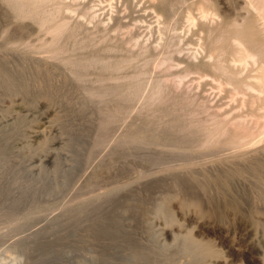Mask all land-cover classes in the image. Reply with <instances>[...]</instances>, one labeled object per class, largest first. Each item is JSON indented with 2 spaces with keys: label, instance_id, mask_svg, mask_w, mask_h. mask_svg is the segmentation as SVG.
<instances>
[{
  "label": "rangeland",
  "instance_id": "rangeland-1",
  "mask_svg": "<svg viewBox=\"0 0 264 264\" xmlns=\"http://www.w3.org/2000/svg\"><path fill=\"white\" fill-rule=\"evenodd\" d=\"M154 1H65V4H71L73 6V8L71 6V9L68 10L69 12L67 11V15H69L70 11L72 13L70 17L73 19L71 20L74 21L75 19V21L84 22L87 28L94 32L91 31L92 33L90 35L84 31L78 33L77 40L79 39V42H92L94 45L87 48H73L75 52L71 48L72 46L74 47V38L66 34L63 40L65 48L67 47L69 50V52L67 50V54L74 55L77 58L88 57V55L107 54V57L112 62L122 58L125 61H129V59L132 61V58L134 59L135 57V62H132L133 64L131 63V65L130 63L129 65H124V68L122 67L123 70L121 68L119 69L120 71H107L102 69L99 64L88 68H78L75 70L77 76L79 75L77 78L72 74L71 76L67 68L65 70L52 68L54 71L50 69L51 71L44 72L28 63H8L5 67L7 62L4 61L5 65H2L3 62H0L2 68L5 67L8 70L5 68L2 70L0 65V74L4 71L3 73L9 75L10 70H15L13 68L16 65L15 71L18 75H14L15 71H11L13 74L10 77L11 79H21L29 86L27 90L23 89L27 94L30 92L28 98L34 96V100L37 96L39 99L42 94L40 99H44V101L50 103H56L62 99L68 108L61 115V117L63 116V120H60L59 126L61 135L66 142L61 149L62 154L55 162L44 166L41 169L39 177L29 178L25 183H22L23 180L19 178V181L22 183L20 184L17 181L18 177L16 174L13 176L10 170L5 169L3 171L0 169V264H90V262L92 264L95 258H101V261L106 263V260L114 259V255H125L131 252L144 253L146 255L145 252L148 254L153 250L162 249L164 246L170 252H175L174 254L177 255L184 250L182 246V243H184L183 238L187 236L188 238L192 237L191 234L193 232L194 234L197 233V235L200 234L199 237H203L204 239L202 238V240L207 242L209 247L215 248L218 251V258L220 260L222 259V262L227 261L230 264H263L264 220L261 218L264 217V213L260 209L264 205H260L261 202L264 203V185L261 183L264 182V168H261L263 166L259 167L258 170L257 175L260 176H255L254 179L253 176H250L251 178L248 176L252 171H249L250 173L238 170H236L237 172L233 170L232 173V170L222 172L226 179L222 180V182H225L223 184L219 182L223 177H221L222 173L218 171L213 172L215 174L221 173L216 178L211 176L213 173L209 175L206 172L208 175L205 176L209 178L211 176L210 181L209 178L204 179L203 172L199 173L202 174L203 178H201V175L196 176V174L198 175V170L196 172L195 169L202 167V164H200L202 161L206 163V160L207 162L215 160V157H211L213 156L212 154L211 156L209 155L212 160L209 157V161L208 158H204L209 153L207 150L208 153L204 151L205 154L203 153V155L198 153L202 157L197 156V153L195 154L194 150L197 147H191L189 155L188 152H180L181 142L182 144L184 143L182 138L185 137V141H189L193 137V140H195L197 138L195 136L198 134L194 132H197L198 129L201 130L203 125H206V119L211 117L209 116L211 113L215 110L219 111L220 109L218 108L221 105L223 106L220 112L231 107L230 100L224 98L225 92L223 90H219L220 94H218L219 92L216 90V87L212 85H208L207 87L204 84V81L210 79L207 76L203 80L200 78L201 81L198 84V75L188 73L187 76L184 72L180 82L181 85L179 84L180 86L175 85L174 87L171 82L174 80L175 84V80L178 79L176 75H179L181 71L185 70L188 61L186 58L194 53L195 48V52L197 54L199 53L198 57H201V49H199L201 40L199 41V39H201L202 33H198L197 30L198 24L201 21L199 18L201 15L200 10L198 9L196 11L197 9L194 8L191 11L193 19H188L187 17L190 12L189 4L197 0H169L168 7L165 11H162L157 6L159 0ZM77 6L80 9L76 8ZM1 7L0 32L7 25L5 23H7L6 20L8 19V16L5 15ZM74 8L77 9V12L74 11ZM85 9H88L90 12L87 10V14ZM88 19L90 21H87ZM191 20L194 22L195 27H193ZM24 22L23 24L21 23L23 27L20 26L19 30L17 28L10 32V41H14V39L23 41L24 39L23 43L28 42L31 46L32 53L34 52L35 55H40V53H42V56L49 55L50 53L47 52L48 49L45 52L47 47L44 45V41L49 38V35L43 30H37V24L28 20ZM102 29L106 32L104 33L102 31L103 33H101ZM174 32L176 33L175 35L173 34ZM180 39L182 43L179 42ZM173 42L180 45L178 47L177 45H168ZM166 46H169V48ZM174 50L179 52L174 54ZM180 51L184 52L181 54ZM165 54L166 56L168 54L173 56V61L170 65L171 68L170 66L168 68V65L162 61L164 57L166 58ZM176 61L177 63H175ZM8 66L12 67V69L10 68L9 70ZM55 71L56 73H54ZM137 73L140 75L137 80H140L139 83L142 81L144 86L139 97L135 96L134 92L136 89L133 88L134 90L131 91L132 94L128 97L124 98L120 94V91H116L113 93V96L110 94L111 96L107 97V99L106 97L102 99L101 95L108 82L110 83L111 81L110 84H116L114 80L119 77V82L125 80V78L127 82L130 77L135 78L138 75ZM134 75L136 76L133 77ZM4 76L6 77V75ZM7 78L9 77L7 76ZM159 78L163 80L165 78L166 84L169 82L165 87L166 93L164 94V100L148 105V103L146 104L149 95L148 92L155 85L154 81L159 80ZM119 82L117 80L116 85ZM198 85L200 88H198ZM209 87L214 90H211ZM92 89L94 92L90 94L89 91ZM186 91H191L192 95L197 94L208 98L210 103L207 107H210V110L202 107V104L196 103V101L191 103V99H187L186 97ZM223 99H227L228 101ZM211 101L213 102L211 103ZM222 102L225 104L228 103L229 106L222 104ZM240 107L238 108L239 110L241 109L240 112L238 110L237 112L245 113L246 109L242 106ZM34 117L37 122L40 114H36ZM34 117L31 118L34 119ZM248 118L246 120L250 123V119ZM188 119H193L192 121H196V123L190 126L191 128H188L187 132L184 129V123ZM178 137L181 139H178ZM50 138H52L51 134H47L45 138L39 141L40 143L38 142L34 145V148H41ZM135 139L137 140L135 141ZM175 146H179L177 151V147L170 149ZM181 151L183 150L181 149ZM195 156H197V160L195 159L196 162L193 161ZM184 157L186 158L184 159ZM189 157H192V160H189ZM199 157L200 161L198 160ZM201 158L203 159L201 160ZM174 163L176 165L179 163L178 165H183L184 167L188 164L194 165L189 166L191 169L194 167L193 169L196 173L189 169L190 167L188 166V170L178 165L177 169H175L176 165L174 166ZM166 165L180 171H176L178 175L179 173L182 175L183 172L187 173L182 176L179 175L180 177L178 175L172 176L170 172L166 171L169 168ZM190 172L193 174H190ZM188 174L190 175L189 177H187ZM225 174L227 177H225ZM212 177L216 180L211 181L213 180ZM188 178H191V184ZM205 180L207 181L205 182ZM15 181H17V187L16 183H14ZM138 182L141 184H138ZM216 182L221 183L220 186H218L219 183L216 185ZM129 183L132 184L130 186L128 185V190L125 188L124 193L122 191L120 194H116L110 200V203L103 201V204L101 201H97V204L90 206L86 212L80 213L77 216L71 210L67 212L64 210L65 207L73 206L74 203L76 204L80 200L94 197L97 193L100 194V191L104 193V189L108 191L116 188V186L120 187L119 185ZM14 184L16 188L13 187ZM135 185H138V187L136 186L135 188ZM221 186L225 187L221 188ZM262 186L263 189H261ZM259 189L262 190V194L260 191H257ZM192 192L199 194V196H193V200L204 197L201 199L204 202H201L199 199L198 204L192 203L191 198L193 197L191 195H196V193L192 194ZM185 197L187 198L184 199ZM258 197H261V200ZM181 200H185V202L188 200L189 203L187 201L188 204H186ZM181 202L182 204L180 205L179 203ZM201 204L206 205L203 207ZM158 205H161L160 209ZM210 206L213 207V211L210 209ZM257 207L260 208L258 209ZM173 208L178 211L176 210L175 212ZM180 211L183 212L181 213ZM55 219L58 221L56 220L55 222ZM173 220H176L174 221L175 223H173ZM22 223L25 225L20 227ZM208 223L209 225L212 224L214 228L212 226L209 227ZM43 228L46 229L44 230ZM39 231H42L41 233L44 232V234L37 233ZM49 231L52 233L50 234ZM166 231L170 234H165ZM32 233L36 236L33 234L32 237ZM59 233L62 238L59 236ZM29 234H31L30 237ZM31 237L33 239H30ZM18 240H21V244ZM22 242L25 246L22 245ZM203 245L204 247L207 246L205 244ZM203 245L200 247H203ZM177 250L179 251L176 253ZM153 259L150 260L148 258V262H146L147 260L144 261L149 264L153 262Z\"/></svg>",
  "mask_w": 264,
  "mask_h": 264
},
{
  "label": "bare ground",
  "instance_id": "bare-ground-1",
  "mask_svg": "<svg viewBox=\"0 0 264 264\" xmlns=\"http://www.w3.org/2000/svg\"><path fill=\"white\" fill-rule=\"evenodd\" d=\"M65 1L66 0H0V5L2 6V7L1 6L0 7L5 12V15L8 16L7 17L8 19L6 20L7 23H5L7 25L3 29H1V32H0V62H3L2 65H5L4 61L7 62L5 67L8 65V63H11V64H15V62L28 63L29 65L32 64V66H34V67H36L39 70L44 71V72H48L50 69L53 70L52 68H57L60 70L61 69L65 70V68H67L70 75L72 74L74 77L76 76L78 78L79 75L77 76V72H75V70H77L78 68H85V67L88 68V67H93V66H97L100 64V66L104 70L120 71L119 69H121L122 67L124 68V65H129V63L131 65L132 62H135V60H134L135 57H134V59L132 58V61H130V59H129V61L128 60L125 61L122 58V59H119L117 61L112 62V61H110V58L107 57V54L95 55V56L88 55V57H84V58H77V57H74V55L73 56L68 55L67 54L68 49H67V47L65 48V44H64V40H63V38L66 34H69V37L74 38L73 39L74 40L73 41L74 47L73 46L71 47L74 52H75V50H74L75 48L80 49V48L91 47L94 45V43L86 42V41L79 42L78 41L79 39L77 40V37L79 36L78 33L84 31L86 34L90 35V33H92L93 31L90 30L89 28H87V26L85 25L84 22L77 21V20L75 21V19H74V21L71 20V19H73L70 17V14H72V13L70 11L69 15H67V11L69 9H71L72 5L71 4H68V5L65 4ZM130 1H132V0H130ZM150 1L152 2V0H150ZM154 2H156V0ZM168 4H169V0H159V3L157 6H159L162 11H165L166 8L168 7ZM170 6H171V4H170ZM189 6H190V12L188 11L189 12L188 16H187L188 19H193L191 16V11L194 8L197 9L196 11H198V9H199L200 13H201V15L199 16L201 21L198 24V29H197L198 33L199 32L202 33L201 39H199V41L201 40V42L199 44L200 45L199 49H201V57L200 58L198 57L199 53L197 54L195 52V50H196V48H195L194 53H192L188 58H186V59H188V61L186 60L187 61V67L185 65V67H186L185 70L181 71L179 73V75H176L178 77V79L175 80V84H174V80H172L171 82H172L174 87H175V85L178 86L181 82V78L183 77L182 74H184V72H185V74H187V76H188V73H194L193 75H198L197 78H199V80L196 79L198 81V84H200L199 83V81H201L200 78L203 80V78H206V76H207V78L209 77L210 79L208 81H204V84L207 85V87H208V85H212V86L216 87V90H218V92H219L218 94H220L219 90H223L225 92L224 98H228L230 100L231 107L220 112V110L222 109L221 107L223 106V105H221V107L218 108V109H220L219 111L215 110L213 113H211L212 115L208 114L211 117L206 119V123H205L206 125H203L201 130L198 129L197 132H194V133L198 134L197 136H195V137H197L195 140H193V137L190 139L188 136V138L190 140L185 141V137L183 136L184 138H182V139L184 140L183 141L184 143L182 144V142H181V146H180V148L183 151H181V149L179 148L180 152H184V153L188 152V155H189V152H191L190 151L191 147H197L196 150H194L195 154L201 153V155H203L204 151L205 152L208 151L209 152V153L207 152L208 155H205L206 157H204V158L207 159L209 157L211 159V157L212 158L215 157V160L211 159L212 161H210V162H207V160H206V163H204V161H202V163L199 162L200 164H202V167L200 166L201 167L200 169L197 167V166H199V164L196 163L197 166L195 164V166L197 167L195 169L196 172L198 170V175L196 174V176L201 175V178H203L202 174H199L201 172H203V176H205V175H208V174H206V172L209 173V175H210L211 173L217 172V171L224 173V172H228V171L232 170L231 171V173H232L233 170L234 171L238 170V171H244V172H248V173H250L252 171L250 173V175H248V174L247 175L249 177L253 176V179H254L255 176H260V175H257L259 167L263 166L261 168H264V0H197V1L191 2L189 4ZM72 8H73V6H72ZM76 8H78V6ZM78 9H80V8H78ZM76 10L77 9L74 8V11H76ZM87 10L85 9V12H87V14H88L89 10L88 11ZM83 16H85V15H83ZM201 16H202V18H201ZM72 17H74V16H72ZM188 19L186 18L187 21H188ZM27 20L37 24L38 25V27H36L37 30H43L49 35V38L44 41V45L47 47L45 49V52L48 49L47 52L50 53L49 55L42 56V53H40V52H38V53H40V55H35L34 52L32 53L31 48H30L31 46L29 45V43L28 42L23 43L24 39H23V41L17 40V39H14V41L11 40L12 42L10 41V32L13 29H17V28L19 30L20 26L23 27V25H21V23L23 24V22L27 21ZM87 21H90V19H88ZM91 21H92V19H91ZM191 22H192V20H191ZM194 22H195V19H194ZM194 22H192L193 27H195ZM105 28H107V27H105ZM93 29H94V27H93ZM102 31L104 32L103 29L101 30V33H103ZM173 34L175 35L176 33L174 32ZM103 37H105V36H103ZM92 39H93V37H92ZM181 39H182V37H181ZM181 39L179 40V42L182 43ZM100 43H98V44H100ZM168 45L169 46H176L177 44L175 42H173L172 44H168ZM179 45L180 44H178L177 47ZM197 45H198V43H197ZM169 46L168 47L166 46V47L169 48ZM44 47H43V50H44ZM106 49H107V47H106ZM145 49H146V47H145ZM176 50H174L175 51L174 54L175 53L177 54V52H179ZM37 51H38V49H37ZM109 51H110V49H109ZM68 52H69V50H68ZM182 52H184V51H180L181 54H182ZM188 53H190V52L188 51ZM140 54H141V52H140ZM171 54H173V53L171 52ZM169 55L170 54H168V56H166V54H165L166 58L164 57L162 60L164 64L168 65V68L171 65V62L173 61V56L172 55L169 56ZM185 56H186V54H185ZM175 63H177V61ZM0 65H1V63H0ZM2 65H1V69L3 70V68H5V67L2 68ZM176 65H178V64H176ZM8 67H9V70H10V68L12 69V67H10V66H8ZM123 68H122V70H123ZM170 68H171V66H170ZM13 69L16 70V65H15V68H13ZM15 70H10L9 75L7 73L6 74L3 73L4 71L1 72V74H0V169H2L3 171L5 169L10 170L11 174H13V176H15V174L17 175V177H18L17 181H19V178H20L23 180L22 183H25L29 178L39 177L40 173H41V169L44 166H46L47 164H51V163L55 162L56 159L61 156V154H62L61 149L64 147L66 142L64 141V137H62V135H61V129L59 126H60V120H63V116L61 117V115L64 114V110L67 111L68 108L64 104L62 99L56 103H50L48 101L47 102L44 101V99H40L42 94H41V96L39 95L40 96L39 99L36 96L35 97V99L37 98L36 100L35 99L33 100L34 96H32V98L31 97L28 98L29 97L28 95L30 94V92L27 94L26 92H24L23 89L27 90L29 88V86H27L21 79L20 80L18 78L11 79V77H10L11 74H13V73H11V71L13 72ZM54 73H56V71ZM3 74L6 75V77ZM19 74L21 75V73H19ZM59 74H60V71H59ZM14 75H18L16 73V71H15ZM7 76L10 79L7 78ZM135 76L136 75H134L133 77H135ZM187 76H186V78H187ZM139 77H140L139 74L135 78L130 77V79H128L127 82H126V78H125V80H121L122 83L119 82L120 77L118 79L115 78L114 82L116 81V84H117V80H118V82H119L118 85H116L115 83L110 84L111 81H110V79H108V81H110V83L108 82V84L105 85V90L101 95L102 99L105 97L107 99V97L111 96L110 94H112V96H113V93L116 91H120V94L124 98L128 97V96H130V94H132L131 91L134 90L133 88L136 89L134 92L135 96L139 97V95L142 91V88L144 87L142 84V81H141V83H139L140 80H137ZM122 78L124 79V77H122ZM123 81H124V83H123ZM106 82H107V80H106ZM154 82H155V85L153 86L152 89H150V92H148L149 95H148L147 101H146V104L148 103V105H151V104L157 103V102H161L164 100V94L166 93L165 87L169 83V82H167V84H166L165 78H164V80L159 78V80L157 79V81H154ZM192 82H194V81H192ZM100 86L102 87L101 83H100ZM198 88H200L199 85H198ZM198 88L196 87L197 90H198ZM217 88H219V89H217ZM174 89H176V88H174ZM182 89H183V87H182ZM204 89H205V87H204ZM188 90H190V89L188 88ZM201 90H202V88L200 89V93H201ZM211 90H214V89H211ZM92 92H94L93 89L89 91L90 94H92ZM211 95H213V94H211ZM136 97H135V99H136ZM186 97H187V99H191V101H192L191 103L196 101V103L198 102L199 104H202V107L210 110V107H207V106H209L208 104L210 102H209L208 98H206L205 96H199L197 94L192 95L191 91H188ZM165 100H166V97H165ZM223 100H227V99H223ZM212 102L213 101H211V103ZM54 104H55V106H54ZM222 104H225V103L222 102ZM226 104L228 105V103H226ZM240 106H242L244 109H246L245 113H243V112L238 113L237 112V110L240 112L241 109L240 110L238 109ZM215 109H217V108H215ZM200 113H202V112H200ZM36 114H40V118L37 122H36V119L34 117ZM196 115H198V114H196ZM31 117H34V119H32ZM247 117H249L248 119H250L249 120L250 123H248V120H246ZM59 118H61V119H59ZM192 120L188 119L187 121H185V123H184L185 124L184 125L185 131L188 132V128H191L190 126H192V125H194V123H196V121L193 122ZM58 122H59V124H58ZM171 123H172V121H171ZM184 129H183V131H184ZM47 134H51L52 138H50L49 141L44 143V145L41 148H39V149L34 148V145L36 143H38L41 139L45 138ZM185 134H188V133H185ZM188 135H190V134H188ZM179 138L180 137H178V139ZM136 140L137 139H135V141ZM171 143H173V142H171ZM178 143H179V141H178ZM178 143L176 142L177 145H178ZM176 147L177 146L172 147L170 149H173ZM178 147L176 148V151H177ZM176 151H174V153H176ZM211 154L213 156H211ZM190 155H191V153H190ZM201 155L198 154L197 156H201ZM184 156H185V154H184ZM191 156L193 157V155H191ZM197 156H195L193 158L194 162H196L195 159L197 160V158H196ZM186 157H184V159ZM192 157H189V160H192L191 159ZM173 158H171V159H173ZM209 158H208V161L210 160ZM187 159H188V157H187ZM202 159L203 158H201V160ZM198 160L200 161V157L198 158ZM187 161H186V163H187ZM165 162H167V161H165ZM177 162H179V161H177ZM189 162H191V161H189ZM175 163H174V166L176 165ZM177 165L175 166L176 168L174 167L175 169H177ZM189 165L194 166L191 164L186 165V167H184L183 165L182 166H183V168L187 169V166L190 167ZM161 166H163V165L161 164ZM171 166H173V165H171ZM178 166L182 168V166H180V165H178ZM167 167H169V168L167 170L166 169L165 170L170 172L172 176L178 175V174H176L177 173L176 171H178V170L172 169L173 167H170V166H167ZM181 168H178V169H181ZM193 168L191 169V167H190L189 169L194 171ZM261 168H260V170H261ZM204 171H205V173H204ZM262 171H263V169H262ZM262 171H261V173H263ZM173 172L176 175H174ZM178 172H180V171H178ZM185 173H187V172H185ZM185 173L183 172V174H185ZM223 173L221 175V177H223V178H221V181L219 180V182H222L223 179L226 180L223 176ZM190 174H193V173L190 172ZM220 174L219 173L218 174L213 173V175H211V176L216 178V176H218ZM226 174H225V177H227ZM244 174H246V173H244ZM96 175H97V173H96ZM96 175H95V177H96ZM179 175H180V173H179ZM182 175H180V176H182ZM147 176H144V177H147ZM189 176L190 175L188 174L187 177H189ZM211 176H210V178L205 176L204 179L209 178V181H210ZM242 176H243V174H242ZM213 177H212V179H213ZM191 178H188V179H190V180H188L190 182V184H191ZM219 178H217V179H219ZM256 178H255V180L257 181ZM6 179H8V178L6 177ZM214 179L211 181H214ZM10 180H11V178H10ZM201 180L203 181V179H201ZM17 181H15L14 183H16ZM206 181L207 180H205V182ZM227 181H226V183H227ZM235 181H236V179H235ZM19 182H20V184H22L21 181H19ZM88 182H90V181H88ZM132 183L125 184V185L124 184L119 185L120 187L116 186V188H113V189L109 188L110 190L107 189L108 191H105V189H104L103 190L104 193L102 191H100V194L97 193L96 196H94V197L92 196L89 199L85 198L83 200H80L78 203H76V204L74 203V205L72 204L73 206L65 207L64 210H66V212L71 210L77 216L80 213L86 212L88 210V208H90V206L97 204V201H101V203H103V201L104 202L108 201V203H110V200H112V198L115 197L116 194H118V193L120 194V192H122V191L124 193L125 188H127L128 185L130 186V184H132ZM218 183L216 182V185ZM261 183H262V185H264V182H261ZM138 184H141V183L138 182ZM220 184L221 183H219L218 186H220ZM17 185L18 184L16 183V187H17ZM136 186L138 187V185H135V188H136ZM194 186H195V184H194ZM13 187H15V184ZM224 187L225 186H221V188H224ZM133 189H134V186H133ZM193 189H195V188H193ZM261 189H263V186ZM127 190H128V188H127ZM257 191H260V193L262 192V190H260V189ZM179 192H181V191H179ZM217 192H219V191H217ZM195 193H196V195H191V196L192 197L197 196V195L199 196V194H197V192H195ZM195 193L192 192V194H195ZM263 193H264V191H263ZM212 195H214V194H212ZM118 197H116V198H118ZM187 197H185L184 199H186ZM203 198L204 197H202L201 199H203ZM193 199H194V197L191 198V202L194 204H198L200 197L196 200H193ZM255 199H256V197H255ZM258 199L261 200V197L260 198L258 197ZM214 200H216V199H214ZM181 201H183V200H181ZM187 201L185 202V200H184L183 202L188 204L190 200L188 201V203H187ZM177 202H179V201H177ZM201 202H204V201L201 200ZM207 202H206V204H207ZM179 204L181 205L182 202ZM206 204H204V205L201 204V205H203V207H205ZM261 204H264V203L261 202L260 205ZM160 206L161 205H158L159 209H160ZM263 206L264 205H262V207ZM262 207L261 208L259 207V208L261 209V212L264 213V208H262ZM197 208H199V207H197ZM208 208H209V206H208ZM212 208L213 207H211L210 209L212 210ZM178 209H179V207H178ZM176 210H175V212H176ZM180 210H182V209H180ZM59 211H61V210H59ZM203 212H204V210H203ZM195 213L197 214V212H195ZM209 213H210V211H209ZM250 213H252V212H250ZM62 215H63V213H62ZM209 217H211V216H209ZM258 217H259V215H258ZM81 218L83 219L82 215H81ZM172 218H173V215H172ZM179 218H180V216H179ZM57 219H59V218H57ZM57 219H55V222ZM74 219H71V220H74ZM76 219H78V218H76ZM261 219L264 220V217ZM81 221H83V220H81ZM174 221H176V220H173V223H175ZM260 221H262V220H260ZM170 222L172 223V221H170ZM23 225H25V224L24 223L20 224V227H22ZM81 225H83V224H81ZM208 226L210 227V226H212V224L209 225V223H208ZM59 227H60V225H59ZM170 231H173V230H170ZM41 232L39 231L37 233H41ZM51 233L52 232H50V234ZM167 233L168 232L166 231L165 234H167ZM33 234L34 233H32V237H33ZM41 234H44V232ZM168 234H170V233H168ZM172 234H174V233H172ZM191 235H192V237H190V238H188L187 235H186L187 237L183 238L184 243H182V246H183L184 250H182V252H179L177 255L174 254L175 252L174 253L170 252L169 249H166L167 247L164 246V248L153 250L148 254L145 252L146 255H144V253H136V252L127 253L125 255L124 254L123 255L122 254L121 255H114L115 258L106 260V263L105 262L103 263L101 261V258H95L92 261V264H148V263H146V262H148L147 259L150 258V260H152L154 257H155V259H153V262L149 263V264H230L227 261L222 262V259L220 260L218 258V251L215 248L209 247L207 245V242L202 240L203 237L202 238H200L201 236L199 237L200 234L197 235V233L194 234V232H193ZM259 235H261V234H259ZM30 236H31V234H29V237ZM34 236H36V235L34 234ZM59 236H60V233H59ZM189 236H190V234H189ZM32 237L30 239H33ZM60 237L62 238V236H60ZM26 238H28V237L26 236ZM28 240H29V238H28ZM18 241H20V244H21V240H18ZM13 243H15V242H13ZM203 244H205L207 246L204 247ZM15 245L17 246L16 243H15ZM22 245L25 246V244H23V242H22ZM201 245H203V247H200ZM26 247H27V245H26ZM30 247H31V245H30ZM147 249H149V248H147ZM8 250H10V249H8ZM8 250H7V252H8ZM178 251L179 250H177L176 253ZM262 254H264V252ZM35 255H37V254H35ZM49 256H51V255H49ZM33 257H34V255H33ZM32 260H34V259H32ZM102 260H104V259L102 258ZM144 260H147V261L145 262ZM47 261H49V260L47 259ZM242 262H243V260H242ZM90 264H91V262H90ZM263 264H264V259H263Z\"/></svg>",
  "mask_w": 264,
  "mask_h": 264
}]
</instances>
